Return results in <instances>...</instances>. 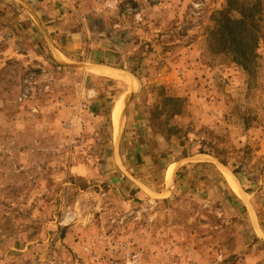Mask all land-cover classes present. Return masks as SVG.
<instances>
[{"label": "rangeland", "instance_id": "1", "mask_svg": "<svg viewBox=\"0 0 264 264\" xmlns=\"http://www.w3.org/2000/svg\"><path fill=\"white\" fill-rule=\"evenodd\" d=\"M245 7L242 67L214 32ZM100 43L135 86L118 132ZM0 264H264V0H0Z\"/></svg>", "mask_w": 264, "mask_h": 264}, {"label": "crops", "instance_id": "2", "mask_svg": "<svg viewBox=\"0 0 264 264\" xmlns=\"http://www.w3.org/2000/svg\"><path fill=\"white\" fill-rule=\"evenodd\" d=\"M75 31V28L72 29ZM49 30L47 34L43 33L44 41L46 44V47L48 48L49 54L53 57L54 60L57 62H60L61 64H68V62H75L76 59V54L81 52V46L77 45V40L78 38H81L80 34H75L74 31H72L69 35H67L65 38L62 37L61 35L57 34L56 31H51ZM53 36H58V40L60 39V36L64 42H59V45L56 41H54ZM76 39V40H75ZM53 41V42H52ZM106 43H100L95 45L91 51L87 50L86 58L83 59L86 63H94L91 69V75H88L92 77V82L91 85L95 87V93L97 94V98L100 99V94L104 92L106 94V97L102 96V99L107 100L109 96H111V93H114L116 95L114 98L117 100L118 98L122 96H126V101H130V91L134 89V83L132 82V85L129 86L127 82H123L121 80L111 78L104 76L102 74L96 73V70H99L100 68L104 67L105 71H119L116 66L113 64L108 65V61L111 60L109 55V49L108 47L105 46ZM85 46V45H83ZM82 46V47H83ZM81 56V54L79 55ZM60 57V58H59ZM64 58V59H62ZM73 59V60H72ZM80 59V58H78ZM106 63V64H104ZM113 65V66H112ZM121 72V71H119ZM124 74L123 72H121ZM127 75V74H124ZM98 85L100 87V90L98 89ZM116 86V87H115ZM113 88H116L113 89ZM121 88V89H120ZM100 96V97H99ZM125 101V103H126ZM126 110H128V106H124ZM102 108H99L98 110L102 111ZM114 110V106L112 108V111Z\"/></svg>", "mask_w": 264, "mask_h": 264}, {"label": "trees", "instance_id": "3", "mask_svg": "<svg viewBox=\"0 0 264 264\" xmlns=\"http://www.w3.org/2000/svg\"><path fill=\"white\" fill-rule=\"evenodd\" d=\"M239 12L237 19L224 17L219 29L214 32V40L218 47L232 53L236 61L246 67L256 57L259 25L252 7H245Z\"/></svg>", "mask_w": 264, "mask_h": 264}, {"label": "bare ground", "instance_id": "4", "mask_svg": "<svg viewBox=\"0 0 264 264\" xmlns=\"http://www.w3.org/2000/svg\"><path fill=\"white\" fill-rule=\"evenodd\" d=\"M60 58V57H59ZM64 59V58H62ZM65 60V59H64ZM105 75L111 76L113 78H117V79H121V80H125L129 86L131 84V80L128 79L129 76L124 75L122 73L118 74V72L116 71H105L104 72ZM124 106H125V98L120 97L116 100L115 104H114V110H113V123H114V128H115V132H118L119 128H120V117L123 113L124 110ZM114 132V133H115ZM117 134V133H116ZM172 167L170 169V173H171ZM226 172V171H225ZM224 172V173H225ZM228 172V171H227ZM224 175V174H223ZM226 176V180L228 181V184L230 185V187L234 190V191H238L237 188V182L234 181L233 176H229V175H225ZM236 182V183H235Z\"/></svg>", "mask_w": 264, "mask_h": 264}]
</instances>
